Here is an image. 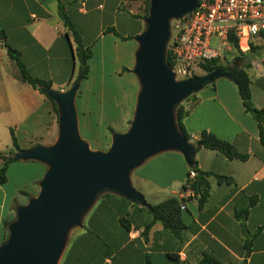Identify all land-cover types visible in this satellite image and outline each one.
Returning a JSON list of instances; mask_svg holds the SVG:
<instances>
[{"label":"crops","instance_id":"0c3cea01","mask_svg":"<svg viewBox=\"0 0 264 264\" xmlns=\"http://www.w3.org/2000/svg\"><path fill=\"white\" fill-rule=\"evenodd\" d=\"M62 3L81 31L82 43L93 51L89 76L83 81L91 80L94 69L110 75L113 85L103 78L106 83L100 87L102 106L106 97L114 99L104 111L105 120L120 109L129 126L140 91L133 77L136 37L144 31L145 19L134 0ZM1 32L0 151L3 146L9 148V143L13 146L11 129L21 149L53 145L59 137L55 104L21 79L10 49L19 53L31 76L65 92L79 74L73 32L59 14L58 0H0ZM254 59L247 70L252 99L257 108H264V66ZM187 103L191 109L184 123L193 141L207 130L248 155L245 161L230 160L219 151L194 145L199 171L225 175L232 181L219 183L215 176H208L209 196L200 206L198 195L182 190L191 169L183 154L172 150L156 154L131 172V182L150 204L174 196L185 200L182 219L186 228L180 236L161 222L148 226L152 214L143 204L107 191L98 196L83 225L69 231L58 264H199L205 254L222 264H264V146L258 124L245 111L235 82L224 74L192 94ZM77 118L83 138L95 151H107L110 143L98 134V124L85 107Z\"/></svg>","mask_w":264,"mask_h":264},{"label":"water","instance_id":"95a60500","mask_svg":"<svg viewBox=\"0 0 264 264\" xmlns=\"http://www.w3.org/2000/svg\"><path fill=\"white\" fill-rule=\"evenodd\" d=\"M199 0H150L145 29L136 37L134 74L140 91L131 126L113 134L107 151L92 150L81 137L75 99L80 82L65 92L46 88L59 112V137L50 146L37 145L14 153L13 161H39L48 169L38 196L17 208L9 238L0 245V264H58L69 231L82 220L104 191L145 204L132 185L131 172L150 157L179 151L189 166L195 146L177 128L175 108L221 75L223 69L177 80L166 60L172 20H181ZM40 86V84H38Z\"/></svg>","mask_w":264,"mask_h":264},{"label":"trees","instance_id":"16d2710c","mask_svg":"<svg viewBox=\"0 0 264 264\" xmlns=\"http://www.w3.org/2000/svg\"><path fill=\"white\" fill-rule=\"evenodd\" d=\"M58 4H59V14L62 17V19L65 21V23L72 30L75 42L77 44L75 55L79 62V74L75 83L81 82L82 80L88 78L89 76V72H90L89 59L92 57L93 51L91 46L86 47L82 43V33L70 21L65 11V6L63 5L62 0H58ZM149 8H150V0H148L146 3V11L145 14L141 16L142 19H145L148 16ZM3 36L4 33L1 32L0 37ZM228 41L238 51L239 54H241L242 56L248 55L247 52H243L240 49L239 41L236 37L230 35L228 37ZM242 47L244 49L246 48L244 42L242 43ZM260 48L264 49V44L263 46L252 45L250 52L252 53L253 51L257 52L258 50H260ZM10 53L11 56L17 62L21 74V79L23 81L29 82L35 89L40 90L43 94H45L48 97L47 93L45 92V89L46 88L51 89V84L31 76L29 71L26 69L24 63L21 61L20 55L17 51L10 49ZM72 53L74 55L73 49H72ZM171 53H172L171 45H168L166 51V60L169 67L171 66ZM199 66L200 69L205 74L211 73L217 69H223L225 73H229L230 78L235 82V84L238 87V91L241 96L245 111L250 113L258 124L260 141L261 144L264 146V108H257L253 103L252 91H251V79L247 71L248 68H250L251 63L250 62L246 63L244 66L237 64L235 67L232 68L220 64L219 59H212L201 62ZM194 76H199V75L196 74ZM38 84H40V86H38ZM50 100L53 101L52 99ZM53 103L55 104V108L58 112V107L56 103L54 101ZM190 109L191 108L188 109L183 104H179L178 106H176L175 120H176L177 128L180 131V133L183 136H185L193 145H195L196 148H205V149L219 151L223 153L230 160H234V159H239L243 161L247 160L248 155L240 153L233 143L225 139H222L217 135H215L214 133L209 132L207 130H203L202 132H200L198 139L196 141L195 140L193 141V137L187 131V128L184 123V117L189 113ZM11 136L15 150H11L9 153H4L0 151V159L3 160V165L0 168L1 184H5L7 182L8 167L9 164L13 162L12 157L15 151L21 149L13 129H11ZM190 168L195 169L197 171V176L194 180L190 182L187 179L182 187V190H187L188 188H191L195 192V194L199 196L200 206L204 205V203L206 202L209 196V181L207 179L208 176H215L219 183L232 181L231 177L225 175H219L212 172L199 171L196 161L192 166H190ZM181 203H182L181 199H179L176 196L171 197L155 205L145 202L144 206L152 214V220L148 226H151L156 222H161L167 229H170L172 232L180 236L181 231L184 228H186V225L182 219ZM5 224L9 226L10 223L5 221ZM199 264H222V263L214 256L205 254Z\"/></svg>","mask_w":264,"mask_h":264},{"label":"built area","instance_id":"2783aa9c","mask_svg":"<svg viewBox=\"0 0 264 264\" xmlns=\"http://www.w3.org/2000/svg\"><path fill=\"white\" fill-rule=\"evenodd\" d=\"M175 21L168 44L172 48L170 68L177 80H185L197 74L201 62L220 58L230 35L241 47L245 43L243 52L256 45L255 39L264 41V0H199L194 11ZM196 176L197 171L190 169L187 179L190 182ZM185 208L184 200L181 209Z\"/></svg>","mask_w":264,"mask_h":264},{"label":"rangeland","instance_id":"374dc122","mask_svg":"<svg viewBox=\"0 0 264 264\" xmlns=\"http://www.w3.org/2000/svg\"><path fill=\"white\" fill-rule=\"evenodd\" d=\"M147 1L148 0H134L135 7L142 15L145 14ZM175 23V19L172 20L171 27ZM255 42L256 45H263V40L259 38L255 39ZM213 44H215V41ZM240 49L242 50L243 48L240 46ZM221 52L222 56L218 59L220 64L224 66H229L232 68L237 64L244 66L246 63L253 61V58H255L254 60H256L259 64L264 66L263 48H260V50L257 51L259 52L258 54L256 51H253V53L248 51V55L242 56L231 44H229L228 46L223 47ZM196 69L197 75H204L201 69L198 67H196ZM133 77L137 82L136 89L139 90L140 84L138 82V78L136 76ZM103 78L107 81L108 85H113L110 75L101 74L97 72L96 69L93 70L92 78L88 83L82 80L80 82V88L75 99V105L79 115L82 112V107L86 108L87 114L90 115V117L98 124V130L100 131L98 134L101 135V137L103 136V139L105 141L107 140L111 147L113 134L116 132H125L130 128L131 124L129 123V126L127 125L125 122L126 120L124 113L122 114L120 109L117 108L116 109L118 111L112 113V119L105 120L107 116L104 115V111H108L111 105H113L114 99L113 97L110 99L109 97H106L104 105H101L102 97L100 87L106 83ZM125 86H127L128 89L131 88L126 84ZM125 92L126 90H124L123 94H125ZM180 104L186 106L190 103H187L186 99ZM127 126L128 129H126ZM80 135L83 138L82 133H80ZM86 142L90 145L91 149L95 150L94 145H91L88 141ZM9 144V148L6 146L2 147V151L4 153H9L11 150H15L14 146H12V143ZM46 168L48 169L46 164L33 160L17 162L13 161L10 163L7 171V182L5 184L0 183V245L8 240L10 234L9 228L5 224V221L9 223L15 221L17 218V208L21 205L28 204L31 198L38 196L40 192V181L45 174L44 170Z\"/></svg>","mask_w":264,"mask_h":264}]
</instances>
